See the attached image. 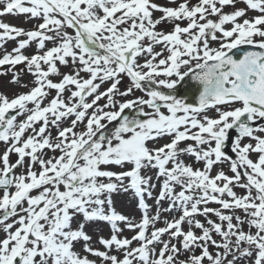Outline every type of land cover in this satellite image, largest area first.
<instances>
[{
	"label": "snow or ice",
	"instance_id": "snow-or-ice-1",
	"mask_svg": "<svg viewBox=\"0 0 264 264\" xmlns=\"http://www.w3.org/2000/svg\"><path fill=\"white\" fill-rule=\"evenodd\" d=\"M169 3L0 0V264H264V0Z\"/></svg>",
	"mask_w": 264,
	"mask_h": 264
},
{
	"label": "rangeland",
	"instance_id": "rangeland-1",
	"mask_svg": "<svg viewBox=\"0 0 264 264\" xmlns=\"http://www.w3.org/2000/svg\"><path fill=\"white\" fill-rule=\"evenodd\" d=\"M157 3H160L162 5L165 6H173L169 3V0H156ZM195 2V0H194ZM243 6V5H240ZM155 15H159V13H156ZM249 15H253V13H249ZM0 20H2L3 22L6 23H10L14 26L17 27H22L25 28L26 30H30L33 28V26L36 23H39L40 21L37 20H28L27 16L25 15H19V16H12V15H8V16H4V17H0ZM160 27V26H158ZM163 27L164 31H171L172 30V26L170 24H166ZM16 42L15 41H8L5 45L3 49H0V56H2L6 51L11 52L12 49L14 47H16ZM51 43H47V47H51ZM157 50H159V47L157 48ZM25 54L27 55H32L34 53H36L37 51V44L36 42H32L29 47H27L25 50ZM8 66H5V68H7ZM22 66H17V69H19ZM11 80V73H9L8 75L5 76H0V92H3L4 94L8 95L9 97L15 96L16 94L19 93H23V92H27L29 90L30 87H32V81H33V77L31 75L28 74H24L22 75V81L23 83L28 84V88L25 87H20L18 84H12L10 83ZM128 84V79L127 77L124 78V80L122 81L121 84V88L123 90V87L126 86ZM105 87H107V85H102L101 90H103ZM54 94V93H53ZM137 96L143 95V93L141 92H136ZM132 98V97H129ZM91 98H89L90 100ZM105 101H100V103H104ZM147 111V109H146ZM129 115H132V113H128ZM111 127V126H110ZM82 128V126H81ZM53 131V135H55L56 130L52 129ZM167 142V138L164 139H160L156 142H150V144H152V146H158L160 144H163ZM4 150V146L2 143H0V152H2ZM229 154H232L229 151ZM49 155H53V153L49 152ZM12 161L16 160V156L12 155L11 157ZM189 163H192L191 159H188ZM219 167H222L226 172H228L229 175H231V173L228 171V166L227 165H221ZM19 171V170H18ZM151 174H155V170H152ZM238 193L242 194L243 193V189L237 188L235 189ZM159 191V184L157 185V189L154 190V195L156 194V192ZM112 200H113V206L116 208V210L124 215H127L129 217L134 218L135 220L139 221L141 216H142V211L138 206V198L136 197V195L134 194V192H132L131 190H129L128 192H123V191H119L113 194L112 196ZM150 205L153 206V211L155 209V201L152 199H149L147 201ZM165 206H167L165 204ZM214 206V205H213ZM169 219H171V214H165ZM178 215V213L176 214ZM201 220H203V217H200ZM213 219H215V217H213ZM159 226H163L162 222L158 223L157 225ZM185 227H187L185 225ZM86 230L89 232L90 235L93 236L94 240H98L99 236L103 235L105 237H107L110 233V229L108 227V225L103 224V223H97V224H92L89 226H86ZM125 236L131 238V236L134 234L133 232H130L128 230H125V232L123 233ZM167 238V237H165ZM97 247H102L101 245H99L98 243L96 244ZM78 250H82L81 246L78 245L77 246ZM92 258V257H90Z\"/></svg>",
	"mask_w": 264,
	"mask_h": 264
},
{
	"label": "water",
	"instance_id": "water-1",
	"mask_svg": "<svg viewBox=\"0 0 264 264\" xmlns=\"http://www.w3.org/2000/svg\"><path fill=\"white\" fill-rule=\"evenodd\" d=\"M244 50H253L249 46H243L241 49L235 50V55L239 57L242 55ZM178 94L185 97L189 102L196 103L199 95V86L196 82L187 80L178 86ZM259 123V122H258ZM230 135L235 136V132H232ZM230 148L228 149V151Z\"/></svg>",
	"mask_w": 264,
	"mask_h": 264
}]
</instances>
